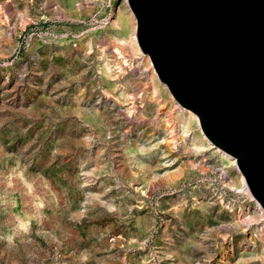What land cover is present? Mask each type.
<instances>
[{"label":"rangeland","instance_id":"obj_1","mask_svg":"<svg viewBox=\"0 0 264 264\" xmlns=\"http://www.w3.org/2000/svg\"><path fill=\"white\" fill-rule=\"evenodd\" d=\"M134 27L125 0H0V264H264Z\"/></svg>","mask_w":264,"mask_h":264},{"label":"water","instance_id":"obj_2","mask_svg":"<svg viewBox=\"0 0 264 264\" xmlns=\"http://www.w3.org/2000/svg\"><path fill=\"white\" fill-rule=\"evenodd\" d=\"M125 2L158 80L264 211V0Z\"/></svg>","mask_w":264,"mask_h":264},{"label":"built area","instance_id":"obj_3","mask_svg":"<svg viewBox=\"0 0 264 264\" xmlns=\"http://www.w3.org/2000/svg\"><path fill=\"white\" fill-rule=\"evenodd\" d=\"M218 174L223 177L227 178V174L219 169ZM227 189L228 193H238L240 194L243 198L240 201L242 203V210L241 212L244 213L245 215L243 216V220H249L248 218V212L254 214V221L252 222L254 226L256 225L258 229L261 231L264 229V211L259 205L257 201L253 199V197L250 195L244 181L241 180L240 177V184L239 187H225ZM229 202V198L226 199V203ZM230 204V203H229ZM228 205V204H227ZM245 222V221H244ZM248 224V222H246Z\"/></svg>","mask_w":264,"mask_h":264},{"label":"bare ground","instance_id":"obj_4","mask_svg":"<svg viewBox=\"0 0 264 264\" xmlns=\"http://www.w3.org/2000/svg\"><path fill=\"white\" fill-rule=\"evenodd\" d=\"M132 41L134 42V44H135V46L137 47V44H136V41H135V37H134V35L132 36ZM139 49V48H138ZM194 118H196L195 116H193ZM206 142H207V144H209V145H211L207 140H206ZM212 146V145H211ZM215 148V147H214ZM217 149V148H216ZM197 150V149H196ZM218 150V149H217ZM220 151V150H219ZM220 154H221V156L223 157V158H225L226 160L227 159H229V161L232 163V165H234L235 166V163H234V159H233V157H231V156H229V155H227V154H225L224 152H222V151H220ZM236 167V166H235ZM240 177H241V180L243 181V178H242V176H241V174H240Z\"/></svg>","mask_w":264,"mask_h":264}]
</instances>
